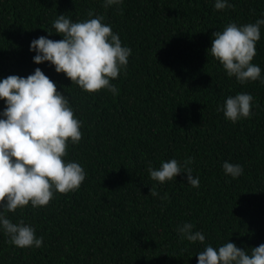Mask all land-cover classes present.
Masks as SVG:
<instances>
[{
	"label": "trees",
	"instance_id": "obj_1",
	"mask_svg": "<svg viewBox=\"0 0 264 264\" xmlns=\"http://www.w3.org/2000/svg\"><path fill=\"white\" fill-rule=\"evenodd\" d=\"M229 3L122 0L105 8L102 0H0V78L39 67L56 83L82 121L66 159L86 172L75 191L54 193L46 206L5 211L34 226L43 242L20 248L0 231V264H197L206 244L229 240L250 253L264 242V83H239L207 51L214 31L254 22L264 0ZM90 9L131 49L126 69L110 81L116 95L82 90L29 50L41 35L62 38L52 27L58 13L76 21ZM255 47L251 62L264 76V25ZM237 92L251 93L253 106L234 123L218 107ZM173 157L191 158L198 187L184 172L163 183L150 178L149 163L159 168ZM225 160L242 165V174H225ZM183 222L205 240L181 239L175 229Z\"/></svg>",
	"mask_w": 264,
	"mask_h": 264
},
{
	"label": "clouds",
	"instance_id": "obj_2",
	"mask_svg": "<svg viewBox=\"0 0 264 264\" xmlns=\"http://www.w3.org/2000/svg\"><path fill=\"white\" fill-rule=\"evenodd\" d=\"M102 2L107 8L122 0ZM213 7L224 9L232 5L229 0H214ZM87 15L86 19L73 21L63 12L58 13L52 27L62 38L54 40L41 35L32 39V59L36 63L48 61L56 72H63L82 90L104 88L116 95L119 89L110 81L126 69L131 49L122 45L118 33L104 23L102 15H94L91 9ZM262 25L264 13L254 22H229L211 34L208 53L229 77L234 76L241 84L249 80L264 83L260 66L251 62ZM0 99L5 105L0 109V231L17 247H40L43 237L36 235L34 226L23 219L13 222L5 211L14 212L29 204L33 208L46 206L54 193L75 191L80 186L86 172L79 162L67 160L66 156L68 145L79 143L82 137V121L74 115L68 97L39 67L26 77L10 74L0 78ZM252 106L251 93L237 92L227 96L218 110L235 123L250 117ZM190 164V157L182 162L173 157L162 160L159 168L149 163L148 173L151 179L163 183L184 172L187 183L198 187L199 176L193 175ZM222 168L233 178L243 172L242 165L228 160ZM149 192L153 197L159 196L154 188L150 187ZM159 198L166 200L167 194ZM193 229L192 223L183 222L175 230L181 239L203 242L204 234ZM196 255L197 264H264V242L251 247L250 253L229 240L217 247L206 244Z\"/></svg>",
	"mask_w": 264,
	"mask_h": 264
}]
</instances>
